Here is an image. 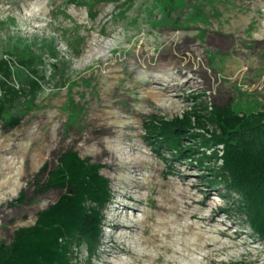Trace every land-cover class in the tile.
Returning a JSON list of instances; mask_svg holds the SVG:
<instances>
[{
	"label": "rangeland",
	"instance_id": "1",
	"mask_svg": "<svg viewBox=\"0 0 264 264\" xmlns=\"http://www.w3.org/2000/svg\"><path fill=\"white\" fill-rule=\"evenodd\" d=\"M263 4L0 0V60L17 67L11 55L26 45L41 55L34 76L39 89L35 95L19 92L9 110L18 123L10 127L8 117L0 121V244L8 245L16 229L33 225L36 214L58 199L61 191L42 189L40 169L54 168L59 155L72 150L102 166L111 196L99 245L91 258L79 249V264H135L117 247L141 248L132 240L120 244L119 232L111 228L116 207L132 206L127 197L135 190L133 177L152 188L138 190V199L148 196V201L136 205L135 218L145 211L156 218L181 217L178 224L193 226L173 238L180 242L172 248L184 258L171 257L170 264H264V244L244 220L227 215L222 187L206 182L207 169L148 144L143 132L151 116L170 120L194 102L229 105L244 115L264 113ZM10 83L19 86L15 77ZM96 110L113 111L118 127L113 171L91 146L100 134L91 123ZM143 161L149 163L146 169ZM210 240L212 246L205 248Z\"/></svg>",
	"mask_w": 264,
	"mask_h": 264
},
{
	"label": "trees",
	"instance_id": "2",
	"mask_svg": "<svg viewBox=\"0 0 264 264\" xmlns=\"http://www.w3.org/2000/svg\"><path fill=\"white\" fill-rule=\"evenodd\" d=\"M69 2L74 4L77 0ZM48 52L51 58L56 57L52 48ZM11 56L17 67L0 60V121L8 117V126L14 127L18 119L9 115V110L19 92L26 90L35 95L39 89L34 76L41 55L26 45L16 48ZM12 77L17 79V88L10 83ZM91 123L100 133L91 146L99 151L98 155H105L113 171L115 162L109 145L118 134L113 111H94ZM143 132L148 144H156L159 150L166 147L175 159L207 169L206 182L211 187H222L227 215L244 220L254 237L264 244L263 112L244 115L229 105L194 102L181 116L170 120L151 116L143 123ZM89 137L85 134L84 140ZM210 161L212 167H207ZM101 170L100 164L81 158L72 150L61 153L54 168L43 166L42 189L58 190L61 194L36 214L33 225L16 229L8 245L0 244V264H79L76 252L81 248L91 258L100 242L103 211L111 197L109 181Z\"/></svg>",
	"mask_w": 264,
	"mask_h": 264
},
{
	"label": "bare ground",
	"instance_id": "3",
	"mask_svg": "<svg viewBox=\"0 0 264 264\" xmlns=\"http://www.w3.org/2000/svg\"><path fill=\"white\" fill-rule=\"evenodd\" d=\"M191 80L193 81V83H195L193 77L191 78ZM113 143L114 141L109 145V148L112 152L113 160L114 162H116L115 154L112 148ZM146 164L149 165L148 162L143 161L144 169L147 168V166H145ZM131 179L133 184L136 185L134 187L132 186L133 187L132 189L135 190L132 191L129 197H127V200L131 201L132 206H129V204L125 203V204H121L120 207H116L118 211H116L115 213L117 214L116 216L118 218H116V221L113 222L111 228L116 229L119 232L117 235V239L120 240V244L132 240V243H135L137 246H139L141 248V251L140 252H136L134 250L131 251L123 244L124 246L119 248L117 247L119 253L126 254L127 256H129L133 261V263L135 264H144L145 262L152 264H170L172 261L171 257H175V256L183 257L179 249L175 250L172 248L174 244L178 245L180 242V240L178 239L173 240V238L175 236L183 237L187 232H189L192 229L193 226L187 224L186 225L178 224L177 221L181 217L179 218L175 217L174 219L156 218L145 211L142 212L143 215L141 216L140 219L135 218L134 213L136 211V205L144 204L143 201H145L144 205H146V202L148 201V196H146L145 200L138 199L139 196L138 190L143 188L149 190L150 188L149 185L145 182H140L136 184L137 183L136 178L133 177ZM150 190H152V188ZM123 191L125 190L123 189ZM130 197H133V199L137 198V200L135 199L131 200ZM127 211H129V214H127ZM172 211L173 208H167V209L164 208L163 210V212L167 214L170 212L172 213ZM190 218H192V215L189 216V219ZM172 225H174L175 227H172ZM220 235L222 234L220 233ZM203 244L202 245L205 248H209L210 246H212V241L210 240L209 242ZM189 246L191 245L187 244V248ZM188 251H190L189 248ZM151 252H156L157 255L155 254L156 256L152 257V254H150Z\"/></svg>",
	"mask_w": 264,
	"mask_h": 264
}]
</instances>
